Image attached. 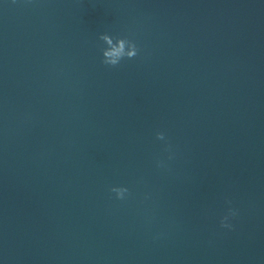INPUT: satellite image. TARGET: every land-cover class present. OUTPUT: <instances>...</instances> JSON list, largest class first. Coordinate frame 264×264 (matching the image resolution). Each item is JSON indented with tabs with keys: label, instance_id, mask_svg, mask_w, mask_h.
Returning a JSON list of instances; mask_svg holds the SVG:
<instances>
[{
	"label": "water",
	"instance_id": "obj_1",
	"mask_svg": "<svg viewBox=\"0 0 264 264\" xmlns=\"http://www.w3.org/2000/svg\"><path fill=\"white\" fill-rule=\"evenodd\" d=\"M0 264H264V0H0Z\"/></svg>",
	"mask_w": 264,
	"mask_h": 264
},
{
	"label": "clouds",
	"instance_id": "obj_2",
	"mask_svg": "<svg viewBox=\"0 0 264 264\" xmlns=\"http://www.w3.org/2000/svg\"><path fill=\"white\" fill-rule=\"evenodd\" d=\"M99 39L104 42L106 47L101 49L102 52V60L101 63L108 66H117L122 59L128 58L131 59L137 55V46L136 44L129 40L126 37H112L108 34H101ZM115 40V42H114ZM156 138L158 140H164L165 136L162 132L156 133ZM110 192L115 193L117 199H124L125 194L128 192V189L125 187H111L109 189ZM235 215V212L232 213ZM227 217L222 218L221 227H230V225L226 222Z\"/></svg>",
	"mask_w": 264,
	"mask_h": 264
}]
</instances>
